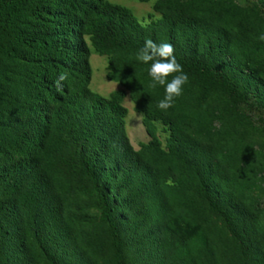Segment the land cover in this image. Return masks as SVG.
I'll list each match as a JSON object with an SVG mask.
<instances>
[{
  "label": "trees",
  "instance_id": "obj_1",
  "mask_svg": "<svg viewBox=\"0 0 264 264\" xmlns=\"http://www.w3.org/2000/svg\"><path fill=\"white\" fill-rule=\"evenodd\" d=\"M138 1L0 0V264H264V0ZM148 38L189 75L166 110Z\"/></svg>",
  "mask_w": 264,
  "mask_h": 264
},
{
  "label": "clouds",
  "instance_id": "obj_2",
  "mask_svg": "<svg viewBox=\"0 0 264 264\" xmlns=\"http://www.w3.org/2000/svg\"><path fill=\"white\" fill-rule=\"evenodd\" d=\"M136 60L142 64L149 65L148 76L151 77L150 87L163 86L165 95L159 100L157 107L166 110L175 102V98L180 96L184 90V85L189 80V75L184 71L183 65L178 61L174 47L170 42L157 43L148 38L136 52ZM170 74L171 79H169ZM64 75L60 80H64Z\"/></svg>",
  "mask_w": 264,
  "mask_h": 264
},
{
  "label": "rangeland",
  "instance_id": "obj_3",
  "mask_svg": "<svg viewBox=\"0 0 264 264\" xmlns=\"http://www.w3.org/2000/svg\"><path fill=\"white\" fill-rule=\"evenodd\" d=\"M130 8L139 21L148 20L147 14L151 11L150 2H139L138 0H109ZM89 63L92 69L90 87L92 90L101 95H107L113 90L119 89L117 82L110 81L106 78V58L92 53L89 56ZM123 105L127 108L126 130L130 143L136 149L141 142H146L149 137L142 125V116L133 109V104L128 96L125 97Z\"/></svg>",
  "mask_w": 264,
  "mask_h": 264
}]
</instances>
